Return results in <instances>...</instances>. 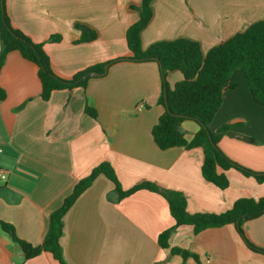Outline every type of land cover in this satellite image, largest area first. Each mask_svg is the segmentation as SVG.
<instances>
[{"label": "crops", "instance_id": "crops-1", "mask_svg": "<svg viewBox=\"0 0 264 264\" xmlns=\"http://www.w3.org/2000/svg\"><path fill=\"white\" fill-rule=\"evenodd\" d=\"M141 1L6 0V9L13 27L36 44L52 32H72L62 44L45 46L53 71L72 79L113 58L131 57L126 31L139 13L129 6ZM152 8L154 18L142 32L144 49L184 37L208 52L264 20V0H154ZM75 23L94 28L98 38L74 43L81 37ZM183 78L175 71L165 80L173 89ZM232 80L237 88L224 93L210 128L215 132L224 124H240L233 132L250 141L226 134L219 147L232 161L264 173V109L254 102L241 70L233 72ZM0 86L7 94L0 102V168L8 175L0 181V221L33 246L42 245L50 215L103 160L113 166L123 191L144 182L181 191L192 214H222L239 199L264 197V182L236 169L226 172V190L206 181L199 148L162 151L156 146L152 129L165 111L159 103L163 79L157 62L115 63L106 74L90 76L86 88L56 91L44 101L37 66L12 52L0 71ZM87 108L96 111L97 119ZM199 129L190 120L181 125L188 142ZM174 224L162 195L141 190L120 199L114 184L99 176L64 217L63 259L66 264H264V254L250 249L234 224L198 234L190 226L176 228L171 247L197 256L184 260L158 243ZM243 228L249 241L264 250V214ZM0 264L61 263L46 252L26 260L20 246L0 230Z\"/></svg>", "mask_w": 264, "mask_h": 264}, {"label": "trees", "instance_id": "trees-1", "mask_svg": "<svg viewBox=\"0 0 264 264\" xmlns=\"http://www.w3.org/2000/svg\"><path fill=\"white\" fill-rule=\"evenodd\" d=\"M153 2L154 0H142L139 5L129 6L130 11L139 13L138 21L126 31L130 58H119L111 63L99 64L79 72L72 79H64L53 71L50 58L42 45L34 43L23 32L13 27L7 13L6 0H0V71L7 56L12 52H18L24 59L37 66L42 87L41 98L48 101L56 91L86 88L90 73H104L106 65L111 66L121 61L157 62L161 67L163 79V93L159 103L165 111L152 129L156 146L162 151L176 147H185L187 150L201 149L203 154L201 170L204 179L222 190L230 186L226 176V172L230 169H236L244 176L254 177L258 183H263L264 173L252 171L232 161L219 147L221 138L240 127V124H224L215 132L210 126L222 106L224 93L237 88V84L232 80L235 70L243 72L250 95L254 102L264 109V20L252 23L208 52L203 51L199 42L184 37L158 41L144 49L142 32L154 18ZM75 27L81 31V37L75 39L74 43L92 42L98 38V32L92 27L81 23H76ZM61 40L60 35L52 38L54 42ZM175 71L180 72L184 78L171 89L165 78L168 72ZM6 97V91L0 86V102ZM86 112L97 119L94 109L87 108ZM189 120L196 122L200 127L191 142L186 140L181 130L182 123ZM219 169H222L221 173ZM99 176H104L114 184L115 192L120 199L141 190L156 192L165 198L175 224L160 234L158 243L161 248L170 249L173 255H179L184 260L197 259V256L190 251L171 247L170 236L176 228L190 226L195 234H198L206 229L228 224L236 225L238 233L250 249L264 254L263 249L249 241L243 228L246 222L264 214V197L239 199L230 210L222 214H192L187 209V200L181 191L164 189L151 182H144L128 191H123L113 166L107 160L100 162L89 176L81 179L71 194L64 199L61 207L50 215L42 245L33 246L21 240L14 227L7 222L0 221V230L20 246L26 260L46 252L61 264H66L61 246L64 217Z\"/></svg>", "mask_w": 264, "mask_h": 264}, {"label": "rangeland", "instance_id": "rangeland-1", "mask_svg": "<svg viewBox=\"0 0 264 264\" xmlns=\"http://www.w3.org/2000/svg\"><path fill=\"white\" fill-rule=\"evenodd\" d=\"M76 24V23H75ZM75 24H74V27H75ZM75 30H77V28L75 27ZM57 35H60L61 37H62V40L60 41V42H54V41H52V38L54 37V36H57ZM71 35H73L72 34V32H67V31H64V32H52V33H50L48 36H46L47 38L46 39H44L43 41H41V42H39L38 44H40V45H42V47H43V49H44V51H45V46L46 45H53V46H55V45H59V44H62V42L64 41V39H66L67 37H69V36H71ZM70 41H72L73 42V38L71 37L70 38ZM48 55V54H47ZM50 58V57H49ZM114 60H110L109 62L111 63L112 61H115V60H117V58H113ZM114 64V63H113ZM106 66H108V65H106ZM105 66V67H106Z\"/></svg>", "mask_w": 264, "mask_h": 264}, {"label": "water", "instance_id": "water-1", "mask_svg": "<svg viewBox=\"0 0 264 264\" xmlns=\"http://www.w3.org/2000/svg\"><path fill=\"white\" fill-rule=\"evenodd\" d=\"M108 68H109V66H106V67H105L104 73L92 72V73H90V76H95V77L102 76V75H104V74L107 73ZM229 135H230L231 137H233V138H238V139L243 140V141H250L249 138H247V137H245V136H243V135H241V134H238V133H236V132H233V131L230 132Z\"/></svg>", "mask_w": 264, "mask_h": 264}, {"label": "built area", "instance_id": "built-area-1", "mask_svg": "<svg viewBox=\"0 0 264 264\" xmlns=\"http://www.w3.org/2000/svg\"><path fill=\"white\" fill-rule=\"evenodd\" d=\"M141 107H142V105H141ZM0 153H2L1 147H0ZM7 178H8L7 173L3 169L0 168V181L5 182V181H7Z\"/></svg>", "mask_w": 264, "mask_h": 264}]
</instances>
